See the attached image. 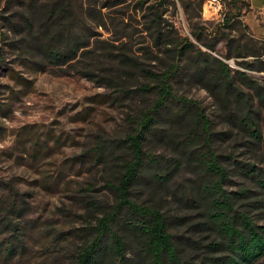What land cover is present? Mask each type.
<instances>
[{
  "label": "rangeland",
  "instance_id": "obj_1",
  "mask_svg": "<svg viewBox=\"0 0 264 264\" xmlns=\"http://www.w3.org/2000/svg\"><path fill=\"white\" fill-rule=\"evenodd\" d=\"M74 1L76 30L88 45L85 53L63 65L30 56L29 48L6 45L22 34L3 26L0 19L5 42L0 43V65L13 69L11 77L0 68V264H75L78 253L93 239L98 219L115 204L109 185L116 184L130 157L123 139L132 132L131 120L156 97L155 89L141 90L155 85L141 69H164L176 36H188L196 48L238 70H245L241 62L256 61L248 55L251 50H264V0H221V7L208 0H183L186 9L180 0H147L142 5L128 0L101 9L97 17L88 14L86 0ZM228 2L237 6L234 24L222 30L232 41L227 45L219 39L210 50L190 32L198 27L207 29L206 34L218 30ZM17 7L2 14H12ZM153 10L160 11L164 20L162 43L150 35ZM119 53L129 61L120 63ZM181 59L189 70L175 80L174 94L195 102L208 118L210 149L226 169L219 188L228 198L220 195L216 174L206 168L210 157L201 162L199 153L207 149L195 106L179 123L170 127L163 120L148 135L144 150L161 163L145 164L132 185L131 198L169 217L181 262L212 264L210 258L229 254L218 244L224 243L223 220L245 215L264 226V190L247 171L253 165L255 172H264V148L238 117L243 108L257 107V97L238 80L228 91H213L190 77L194 68L186 57ZM245 71L264 85V71ZM258 107L263 114V106ZM227 110L233 111L232 118ZM186 134L196 136L188 138L187 147ZM95 149L101 153L97 159ZM235 225L239 227L237 220ZM113 227L126 244L131 264H149L140 238L121 224ZM255 264H264V257Z\"/></svg>",
  "mask_w": 264,
  "mask_h": 264
},
{
  "label": "trees",
  "instance_id": "obj_2",
  "mask_svg": "<svg viewBox=\"0 0 264 264\" xmlns=\"http://www.w3.org/2000/svg\"><path fill=\"white\" fill-rule=\"evenodd\" d=\"M127 1L86 0L87 12L89 15L97 17L101 9H110ZM146 1L139 0L137 3L142 5ZM180 1L182 7L186 9L185 2ZM11 5H18L17 10L12 14H2L6 9L12 7ZM200 5L199 3V7ZM236 8L234 2L227 3L226 10L219 23V29L233 26ZM76 16L74 0H46V2L41 3H38V0H4L0 8L2 25L18 34H22L21 38L6 42V45L13 46L15 44V48H29L30 56L38 57L46 63L57 66L69 63L81 53L86 52L85 48L88 45V40L80 31L76 30L78 22ZM163 21L160 11L153 10L150 12L148 25L150 35L155 43H162V39H164L162 28L165 24H163ZM219 29L206 34L207 29L198 27V31L192 30L190 33L196 42L210 50H214L219 39H225L227 45L232 41L225 35L223 30L219 31ZM2 39L0 36V43L3 44L5 42H2ZM17 43L18 45H16ZM168 44L170 43L168 42ZM172 44V58L164 69L159 72L141 69L155 82L154 86H144L141 87V90L151 91L155 89L156 97L152 104L142 109L139 115L131 120V123H133L132 132L128 133L123 139L130 157L123 162L122 171L116 184L114 186L109 185L114 190L115 204L109 212L98 219L93 239L78 253L75 264H131L132 260L127 255L126 244L122 237L117 234L113 224H121L123 228L135 233L140 238L142 249L149 264H184L181 262L178 250L173 242V235L169 232V217L155 206L134 201L131 198V188L147 162L161 163V160L148 155L144 150L148 135L154 134L158 124L163 120L169 123L170 127L179 123L193 106L199 110L195 112V115L203 128L201 134L203 148L207 149L199 153L202 159L201 162H205L207 156L210 157L211 163H208L206 168L213 170L216 174L219 193L227 200L228 197L219 188L221 182L225 180L226 169L218 165L217 156L210 149V122L195 102L174 94L173 85L175 80L187 75L186 73L189 70L187 66L180 64L182 57H186L191 64V68H194L189 76L204 81L207 88L213 89V91L217 88L228 91L238 81L253 91V95L257 97V107L255 109L252 106L243 108L238 117H240L244 128L264 148V112L262 114L261 107H258V105H262L264 109V85L252 80L245 71H264V60L261 59L264 50L259 48L251 50L248 55L255 56L256 61L241 62V66L245 70H238L232 69L225 61L210 56L206 51L196 48L194 41L188 36H176ZM236 47L239 50L243 48L239 44ZM117 57L120 63L129 61V57L125 53H119ZM31 63L37 65L39 62L31 60ZM0 68H3L6 74L13 77L12 68H8L6 65H0ZM120 72L127 74L124 69H120ZM107 80L114 84L113 80L109 78ZM220 99L221 101L224 100L223 98ZM170 112L173 113L170 114ZM232 112L227 110L226 115L228 118H232ZM166 115L168 116L166 117ZM192 137L189 134L184 135L183 143L186 147L190 144L188 138ZM193 138H196V136ZM100 154L95 149L96 159ZM172 163L175 165L177 162L173 159ZM165 165L167 167L166 163ZM247 171L249 172L248 176L256 178L257 183L264 190V172H255L253 165L248 166ZM157 176L160 175L157 173ZM219 217L223 220V216ZM235 218L237 216L233 214L227 222L221 220L224 243L218 244L229 251V254L210 258L212 264H255L264 257V226L252 223L245 215H240V219ZM235 220L238 221L239 227L235 225Z\"/></svg>",
  "mask_w": 264,
  "mask_h": 264
},
{
  "label": "built area",
  "instance_id": "obj_3",
  "mask_svg": "<svg viewBox=\"0 0 264 264\" xmlns=\"http://www.w3.org/2000/svg\"><path fill=\"white\" fill-rule=\"evenodd\" d=\"M208 2L213 6L221 7V0H208Z\"/></svg>",
  "mask_w": 264,
  "mask_h": 264
}]
</instances>
